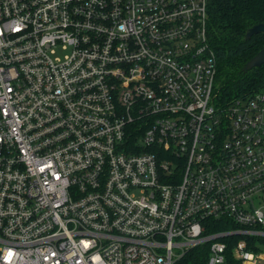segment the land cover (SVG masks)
Listing matches in <instances>:
<instances>
[{
    "label": "built area",
    "instance_id": "obj_1",
    "mask_svg": "<svg viewBox=\"0 0 264 264\" xmlns=\"http://www.w3.org/2000/svg\"><path fill=\"white\" fill-rule=\"evenodd\" d=\"M210 1L0 0V264L264 260V88L218 103Z\"/></svg>",
    "mask_w": 264,
    "mask_h": 264
},
{
    "label": "trees",
    "instance_id": "obj_2",
    "mask_svg": "<svg viewBox=\"0 0 264 264\" xmlns=\"http://www.w3.org/2000/svg\"><path fill=\"white\" fill-rule=\"evenodd\" d=\"M264 24V0H211L209 7V38L218 56L217 100L228 106L247 99L264 88V65L248 72L246 63L264 47V34L246 39L253 26ZM208 233L227 231L232 223L211 220ZM229 244V239H225ZM232 246L228 253L231 255ZM256 251L255 247H250ZM207 246L193 249L179 264H204Z\"/></svg>",
    "mask_w": 264,
    "mask_h": 264
},
{
    "label": "water",
    "instance_id": "obj_3",
    "mask_svg": "<svg viewBox=\"0 0 264 264\" xmlns=\"http://www.w3.org/2000/svg\"><path fill=\"white\" fill-rule=\"evenodd\" d=\"M263 33L264 34V24L263 23H259L255 26H253L252 28H250L247 31L246 34V39H250L251 37H253L256 34H260ZM264 65V47L253 57L251 58L245 65L244 70L246 72L254 69V68H260Z\"/></svg>",
    "mask_w": 264,
    "mask_h": 264
},
{
    "label": "rangeland",
    "instance_id": "obj_4",
    "mask_svg": "<svg viewBox=\"0 0 264 264\" xmlns=\"http://www.w3.org/2000/svg\"><path fill=\"white\" fill-rule=\"evenodd\" d=\"M259 250V253H264V244L263 243H257L256 244ZM258 264H264V260H259Z\"/></svg>",
    "mask_w": 264,
    "mask_h": 264
}]
</instances>
